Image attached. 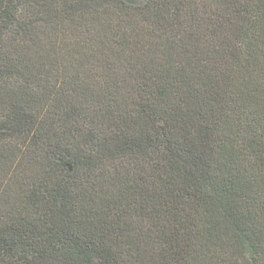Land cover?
<instances>
[{"label":"trees","instance_id":"trees-1","mask_svg":"<svg viewBox=\"0 0 264 264\" xmlns=\"http://www.w3.org/2000/svg\"><path fill=\"white\" fill-rule=\"evenodd\" d=\"M0 264H264V0H0Z\"/></svg>","mask_w":264,"mask_h":264}]
</instances>
